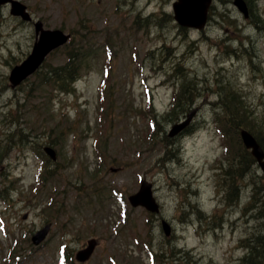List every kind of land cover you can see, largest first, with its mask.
<instances>
[{"label":"rangeland","instance_id":"1","mask_svg":"<svg viewBox=\"0 0 264 264\" xmlns=\"http://www.w3.org/2000/svg\"><path fill=\"white\" fill-rule=\"evenodd\" d=\"M19 1L43 28L73 37L40 72L64 65L77 48L90 56L70 93L39 87L36 75L12 89L9 72L30 53L35 33L32 23L0 7V147L10 149L0 159V264H57L60 246L75 256L91 238L97 241L93 255L86 263L71 264H154L144 243L156 254V264H240L248 252L243 246L258 237L264 244L261 171L242 159L245 149L233 130L228 132L241 145L228 168L231 159L222 156L216 132L222 128L215 120L217 112L223 117L215 105L218 88L228 83L253 117L264 119V0H247L260 24L244 20L233 0H214L204 31L180 28L173 20V0ZM107 67L106 114L100 122L102 95L97 93ZM182 77L196 78L199 91L190 108L172 118L166 114ZM148 89L154 131L149 129L153 116L143 110ZM190 109L198 112L190 129L169 139L177 119L183 121ZM54 126L63 139L56 140L58 159L42 161L44 179L37 185L42 155L37 158L32 148L48 144L45 132L49 137ZM16 128L34 130L36 138L9 144L4 134ZM95 137L103 164L93 151ZM222 166L229 174L220 171ZM55 168L56 176L46 178ZM142 179L152 184L161 211L153 217L129 207L122 227L121 202L112 190L127 198L138 192ZM98 186L101 193L95 195ZM38 188L43 190L39 196ZM56 201H63L59 211L53 208ZM162 220L171 227L169 239L161 231ZM46 223L52 226L47 239L34 246L32 236ZM258 259L264 264V257Z\"/></svg>","mask_w":264,"mask_h":264},{"label":"trees","instance_id":"2","mask_svg":"<svg viewBox=\"0 0 264 264\" xmlns=\"http://www.w3.org/2000/svg\"><path fill=\"white\" fill-rule=\"evenodd\" d=\"M249 5H250V3H249ZM249 7H250V17L254 18L253 20H255L256 23L260 24L261 20L253 16V8L251 6H249ZM84 53L86 54V57H87L88 54L85 51H84ZM84 53L81 51V49H79L75 53H73L72 55H68L69 56L68 62L66 64H64L63 66L55 67V68H51V69L49 68L50 71L48 70V71H46V73L42 74L41 84L42 85H46V84L51 85V86L55 87L60 92L68 91L69 90L68 86L69 85L71 86V84L74 82V80L78 76L81 63L83 62V60L85 58ZM195 79L196 78L186 80L183 77L181 78V80H183V81H182V84H181L180 89H179L180 90L179 96L177 95V101H176V105H175L176 109H175L173 115H171L172 118L175 117L178 113H184L186 111V109L190 108V106L193 103V100L195 98H197L195 94L198 93L199 89L196 87ZM231 87H232V85L230 83H228L226 85L225 84L220 85V87L218 88L220 98L215 103V105H217V108H219V111L223 112L224 119H223V117H220L218 112H217V114L215 116V120L218 124H220V126L222 128L221 132L224 135L223 136L224 137V145H225L226 150H227L225 161L231 159V163H229L228 168H233V162L234 161H232V158H236V156H238V154H239L237 151V150H239L238 144L241 145L239 142L240 139L238 140V137H235L233 135V133H231V132L229 133L228 130H233L234 133L237 135L238 134V128H244V127L247 128L255 136L257 141L260 143V145L264 149V119L256 120V118L253 117V112L250 111L249 108L247 107V104L246 103L244 104L242 99L240 98V96H238L234 91H231ZM249 113H250V116H252V120H250L248 118ZM222 120H225V125L223 124ZM59 123H60V121H58V124ZM49 125H50V123L47 122V124L43 128V130H45V128ZM55 127L56 126L51 128L50 131H52V132H50L49 137H48L47 133L45 132L46 136L44 139H46V140L50 139L48 141V144L57 148L59 146L58 144L61 143L63 141V139H62V131H60V128H56V132L53 131V129H55ZM24 131L25 132L22 133L19 128H16L14 131L7 132L4 134V140L6 142H8L9 144L14 143L15 141L23 144L24 142H30V141H32V139L36 138L34 130H24ZM53 135L55 136V138H54V140H51V137ZM57 138H59V140H60L59 143L56 142ZM100 148H101L100 145H99V147H98V145L96 146L97 157H98V160L100 161V164H103L104 163V155H102ZM9 150L10 149L8 147H5V148L0 147V159L2 158L1 155L7 153ZM32 150L37 152L38 156L42 155V160L45 163L47 162L46 161L47 158L42 154V151L40 150V146L34 147V148H32ZM246 152L247 151L245 150L244 153L246 155L244 157H242V159L245 158V160H247V158H248V161L246 162V164L249 166H255V160L249 154V152H247V153ZM58 169L59 168H57V169L55 168V170L48 172L46 178L52 179L53 177H55ZM99 169H100V167L97 169L96 172H98ZM237 169L238 168H235V171H237ZM221 171L225 175L229 174V170L226 169V167H223L221 169ZM242 174H243V172L240 173V175H242ZM261 180H263V179L261 178ZM260 191H264V189L260 188L259 192ZM38 192H41V189H39ZM93 193L95 195L100 194L101 188L99 186L96 187L95 190L93 191ZM227 194H229V193H226V195ZM254 197H255V195H253V198ZM259 202L261 204H264V200H262L260 198H259ZM62 204H63V201L59 202V205L57 204V201H56L54 204V207L59 211V209L62 208ZM262 238L263 237H261V238L258 237L256 239H253L248 243V245L246 244L244 246V248L246 250H248V252L240 260V264H259V259H258L259 256H260V260H262L264 257V254H263V252H264L263 245L264 244H263ZM179 254H180V252H179ZM172 256H174V254ZM67 259L70 260V257L68 256ZM179 259L180 258H178L177 260H179ZM68 264H71V261Z\"/></svg>","mask_w":264,"mask_h":264},{"label":"water","instance_id":"3","mask_svg":"<svg viewBox=\"0 0 264 264\" xmlns=\"http://www.w3.org/2000/svg\"><path fill=\"white\" fill-rule=\"evenodd\" d=\"M212 0H178L173 4L174 20L182 27L194 28L201 30L204 28L207 22V14ZM11 5V14L14 16H20L23 20L29 21L30 16L26 12V7L16 0H0V5ZM233 4L238 10L248 18V8L244 0H234ZM36 35H39L38 40L35 42L31 54L28 58L19 66L12 69L9 80L13 87L20 84L29 75L33 74L42 64L46 55L50 53L56 47L65 43L68 39L60 31H45L43 30L41 22L34 24ZM196 110H193L188 116L187 120L175 125L169 133L170 137H173L182 129H184L192 119ZM241 138L245 147L251 150V154L256 159L258 166L260 167L264 176V152L256 140L247 131H241ZM45 153L55 160V152L46 147ZM129 201L132 206H142L152 213H158L159 208L156 204L151 191V185L146 181L141 183L140 189L137 193L129 197ZM163 231L166 236L170 235V226L166 222H162ZM49 231V225L43 230L36 233L33 237V242L37 245L41 243ZM95 247V242L88 243V247L83 251L76 254V259L79 262L86 261L92 254Z\"/></svg>","mask_w":264,"mask_h":264}]
</instances>
